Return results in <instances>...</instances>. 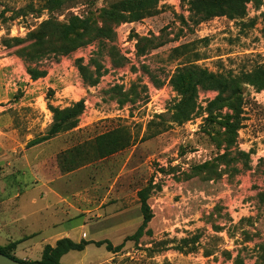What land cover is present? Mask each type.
I'll return each mask as SVG.
<instances>
[{"label":"rangeland","instance_id":"rangeland-1","mask_svg":"<svg viewBox=\"0 0 264 264\" xmlns=\"http://www.w3.org/2000/svg\"><path fill=\"white\" fill-rule=\"evenodd\" d=\"M240 13L198 20L189 0H0V165H15L8 177L24 183V211L38 207L49 241L123 243L116 252L71 250L61 264H264V88L240 83L232 135L234 110L209 103L217 91L198 89L180 121L170 84L189 64L232 74L264 67V0L246 1ZM72 16L112 33L60 51V25ZM77 101L76 125L41 140L50 107ZM144 186L151 218L125 239L142 223Z\"/></svg>","mask_w":264,"mask_h":264},{"label":"trees","instance_id":"trees-1","mask_svg":"<svg viewBox=\"0 0 264 264\" xmlns=\"http://www.w3.org/2000/svg\"><path fill=\"white\" fill-rule=\"evenodd\" d=\"M248 0H189L190 8L198 15V20L208 19L212 16L227 15L235 17L240 15V9ZM62 9H57L60 11ZM126 11V10H123ZM111 15L117 13V10L108 9ZM140 10L129 12L128 14L117 13L116 16L122 18L138 19L141 15ZM120 14V15H119ZM63 43L58 50L68 52L77 46L87 44L99 37H108L112 33V27L108 29L97 24L88 23L86 18L70 17L67 23L61 24ZM81 74L85 80L94 84L96 79L92 77L91 73L85 72L83 65L79 66ZM33 77L42 76L45 70L32 69L28 67ZM249 83L258 89L264 88V67L255 66L248 71H240L237 74L231 72H213L198 65H187L177 68L176 72L170 77V84L174 90L179 94L180 98L178 104L183 108L179 115V120H187L191 117L195 107V98L198 89H212L217 91L215 97L209 103H217L225 101L227 105L234 110V114L229 115L226 122V130L228 133L234 135L237 129V108L241 100L240 83ZM52 111V122L42 139H47L56 135L57 133L72 129L78 120V116L82 111V101H77L69 106L59 108L50 107ZM261 174L264 182V159ZM149 187H141L137 191V196L140 202V209L143 215L142 223L138 226L136 231L125 237V239L136 238L141 235L143 227L151 218L149 203L147 201ZM259 200L264 202V189L258 194ZM18 241H12L7 245L0 246V252L4 253L13 259L19 260L21 264H61L60 258L71 250L81 251L87 245L104 246V248L111 252L119 251L123 243L113 245L108 239H85L80 238L78 241L70 237H60L54 244H45L42 248L39 259L30 261L18 259L14 255V248Z\"/></svg>","mask_w":264,"mask_h":264},{"label":"crops","instance_id":"crops-1","mask_svg":"<svg viewBox=\"0 0 264 264\" xmlns=\"http://www.w3.org/2000/svg\"><path fill=\"white\" fill-rule=\"evenodd\" d=\"M14 166L0 165V237L2 238L0 245L18 241L14 251L23 248L33 249L37 254L35 259H39L43 246L47 243L54 244L58 238L51 242L46 236L49 231L40 230L39 216L35 213L38 212V207L34 208L35 211H24L30 195L25 199L22 188L24 183L21 179L8 177L9 172H14ZM34 202L35 199L31 195L30 203L34 204ZM33 215L34 218H31Z\"/></svg>","mask_w":264,"mask_h":264},{"label":"water","instance_id":"water-1","mask_svg":"<svg viewBox=\"0 0 264 264\" xmlns=\"http://www.w3.org/2000/svg\"><path fill=\"white\" fill-rule=\"evenodd\" d=\"M0 264H21L19 260L13 259L0 252Z\"/></svg>","mask_w":264,"mask_h":264}]
</instances>
